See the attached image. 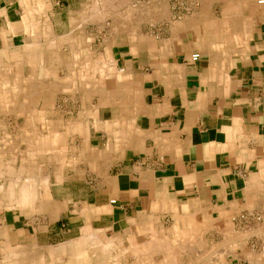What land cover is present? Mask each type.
<instances>
[{
    "label": "crops",
    "instance_id": "obj_1",
    "mask_svg": "<svg viewBox=\"0 0 264 264\" xmlns=\"http://www.w3.org/2000/svg\"><path fill=\"white\" fill-rule=\"evenodd\" d=\"M101 1L0 0L5 242L48 253L88 240L112 258L120 244L124 264H264V221L237 220L264 216V6L196 0L183 15L158 0L96 19Z\"/></svg>",
    "mask_w": 264,
    "mask_h": 264
},
{
    "label": "rangeland",
    "instance_id": "obj_2",
    "mask_svg": "<svg viewBox=\"0 0 264 264\" xmlns=\"http://www.w3.org/2000/svg\"><path fill=\"white\" fill-rule=\"evenodd\" d=\"M184 1L187 2V0H184ZM190 1L191 2H189L188 7L185 4V2H184V5H186V7H187L186 9H190V13L192 12L194 14L199 9V3H197L196 0H190ZM119 2H120V5H122V8L120 6L118 8H112V9H114V11L116 13L118 11H121L122 9L123 10L124 9L127 10L129 14L127 13L128 16L126 18H128V19H129V16L136 15L137 12L138 13H140V12H146L147 13L148 12L149 13V11H151V10H155V9L158 10V8H157L158 7V0H153L152 2H147L148 4H143L140 7L137 6V8H133L132 7L133 5L132 6H128V5L126 6V3L125 2H124L125 4H123V0L122 1L119 0ZM99 5H101L100 7L103 6L102 3H99ZM124 6H125V8H124ZM173 8L174 9H177V7H176V1L173 2ZM215 9H218L217 6L215 7ZM119 17L120 16L116 15L114 17V21H115V23L117 25H122L123 19L122 18H119ZM126 21H128V20H126ZM156 25H158V22H156V20L154 18H151V19L148 18V19H146V31L149 30L151 32H154V29L155 28L157 29V27H158ZM0 197H1V195H0ZM1 216H3V212L0 210V240H1L0 241V264H6L7 262L9 263V261H10V264H27V263L28 264H82L81 261L76 263V260L74 259L73 255H72L73 253H71V250L70 249H68L67 251H63L60 254H58V252H57L56 255L57 254L58 255L56 257H54V258H52L51 256H49L48 253H44L43 254V252L41 250L36 249V250H39V251H37L38 253H42L43 254V257L41 256V260H40V257L38 256V254L36 253V251H34L33 249H30V248H27V247H24V246H20V247H17V248L14 247V246L10 247L9 242H5L6 234H5L4 230H3V228L1 227V220H2L1 219L2 217ZM54 243H58V241H54L53 240L52 244H54ZM85 244H84V247L88 249L89 255H90L91 252H94L95 253V256H96L98 253L101 254V252H102L101 255L104 258H102V259L100 258V260H98L97 258H95L93 260V258H91V257L90 258H86V259H88V261L86 263L83 262V264H88V263L89 264H122V263L124 264V262H125V259L126 258H124V257L126 255L124 253H122V245H120V244H118V248L115 251V254H114L115 257H113V258L111 257L112 260H109L111 258H109V259L105 258L106 252H103L102 250H100V251L99 250H96V243L95 242L92 243V242H90V241L87 240ZM6 245L7 246L9 245L8 248L6 247ZM78 245H79V243H76V244L73 243L72 245L70 244V247L72 249H77L78 248ZM92 249H95V250L92 251ZM65 252H67L68 257L67 256L64 257ZM10 256H11V258H10ZM83 259H85V258H83ZM104 259H106L107 262L104 261Z\"/></svg>",
    "mask_w": 264,
    "mask_h": 264
},
{
    "label": "bare ground",
    "instance_id": "obj_3",
    "mask_svg": "<svg viewBox=\"0 0 264 264\" xmlns=\"http://www.w3.org/2000/svg\"><path fill=\"white\" fill-rule=\"evenodd\" d=\"M96 1V0H95ZM118 3L116 4V2L114 1V2H112V0H102L101 1V3L103 4V6L101 7V8H98L97 6H96V8H94L95 7V4L93 3L92 5H94V6H92V8H94V17L96 18V19H101V16H104V14H102L101 12H105V11H107V9H108V7L109 8H118V7H120L121 6V8H122V5H120V2H119V0H116ZM122 1V0H121ZM50 2V1H49ZM126 3V6L128 5V6H132L133 5V3H132V1H130V0H123V4H125ZM152 2V1H151ZM36 3V2H35ZM100 3V2H99ZM45 5H46V3H44ZM49 4V3H48ZM89 4V3H88ZM96 4H98V3H96ZM122 4V3H121ZM148 4V3H147ZM47 6H49V5H47ZM101 6V5H100ZM153 6V5H152ZM133 8H137V6H132ZM140 7V6H139ZM144 7V6H143ZM34 8V7H33ZM48 8H50V7H48ZM91 8V9H92ZM124 8H125V6H124ZM146 8V7H145ZM149 8V7H148ZM158 8V7H157ZM30 9V8H29ZM147 9V8H146ZM145 9V10H146ZM156 10V9H155ZM52 11V10H51ZM69 12V11H68ZM72 12V11H71ZM156 12V11H155ZM47 13V12H46ZM101 13V14H100ZM81 14V13H80ZM129 14V13H128ZM128 14H126L127 16H128ZM155 14V13H154ZM70 15H72V14H70ZM131 15V14H130ZM4 16V15H3ZM73 16H75V15H73ZM93 16V15H92ZM84 17V16H83ZM98 17V18H97ZM5 19V18H4ZM45 19V18H44ZM49 19V18H48ZM128 19V18H127ZM72 20V19H71ZM50 21H51V19H50ZM76 21V20H75ZM70 22V21H69ZM93 22V21H92ZM82 23V22H81ZM68 24V23H67ZM69 25V24H68ZM83 25V24H82ZM137 27V26H136ZM69 28H70V26H69ZM138 28V27H137ZM78 31V30H77ZM24 33H25V31H24ZM69 33V32H68ZM67 33V34H68ZM112 34V33H111ZM56 35V34H55ZM66 35V34H65ZM122 35V34H121ZM40 36V35H39ZM38 36V37H39ZM72 36V35H71ZM75 37H76V35H75ZM81 38H82V36H80ZM39 39V38H38ZM77 39V38H76ZM82 40V39H81ZM80 40V41H81ZM39 41V40H38ZM41 41V40H40ZM77 41V40H76ZM106 41V40H105ZM4 42V41H3ZM6 43V42H5ZM41 43V42H40ZM78 43V42H77ZM84 43V42H83ZM114 43V42H113ZM86 44V43H85ZM104 44V43H103ZM23 45V44H22ZM52 45H53V43H52ZM90 45V44H89ZM115 45V44H114ZM37 46H39V45H37ZM103 46V45H102ZM48 47V46H47ZM51 47V46H50ZM80 47H82V45L80 46ZM45 48H46V46H45ZM53 48H54V46H53ZM110 48V47H109ZM21 49V48H20ZM27 49H29V48H27ZM64 50V49H63ZM89 50H90V48H89ZM38 51V50H37ZM87 51V50H86ZM95 51V50H94ZM116 51V50H115ZM30 52V51H29ZM109 52V51H108ZM17 53V52H16ZM31 53V52H30ZM51 53H52V51H51ZM50 53V54H51ZM66 53V52H65ZM14 54V53H13ZM67 54V53H66ZM30 56V55H29ZM50 56V55H49ZM48 56V57H49ZM110 56V55H109ZM17 57H19V56H17ZM28 57V56H27ZM35 58V57H34ZM53 58V57H52ZM15 59V58H14ZM29 59H31V58H29ZM36 59H37V57H36ZM111 59V58H110ZM16 60V59H15ZM20 60V59H19ZM11 61V60H10ZM13 61V60H12ZM22 61V60H21ZM27 61V60H26ZM32 60H30V62H31ZM111 61V60H110ZM24 62V61H23ZM50 62V61H49ZM105 62V61H104ZM114 61H112V63H113ZM15 63H17V62H15ZM27 63H28V61H27ZM111 63V62H110ZM8 64V63H7ZM31 64V63H30ZM29 64V65H30ZM52 64V63H51ZM98 64V63H97ZM10 65V64H9ZM28 65V64H27ZM11 66V65H10ZM32 66V65H31ZM30 66V67H31ZM24 67H26V66H24ZM32 67H34V66H32ZM54 67V66H53ZM5 68V67H4ZM35 68V67H34ZM33 68V69H34ZM70 68V67H69ZM2 69V68H1ZM30 69H32V68H30ZM32 69V71L34 72V70ZM31 71V70H30ZM2 72H3V70H2ZM6 72V71H5ZM27 72V71H26ZM32 73V72H31ZM17 75V74H16ZM13 76V75H12ZM56 81V80H55ZM12 83V82H11ZM108 83V82H107ZM11 86V85H10ZM25 90V89H24ZM81 93V92H80ZM24 96V95H23ZM30 96V95H29ZM22 100V99H21ZM3 102H5V101H3ZM72 102V101H71ZM24 105V104H23ZM5 106V105H4ZM79 108V107H78ZM3 109V108H2ZM77 109V108H76ZM9 111V110H8ZM8 113V112H7ZM2 115V114H1ZM21 115V114H20ZM27 115V114H26ZM4 116V115H3ZM8 116V115H7ZM22 116V115H21ZM21 116H20V118H21ZM7 118V117H6ZM23 120V119H22ZM5 121H6V119H5ZM15 123V122H14ZM10 124V123H9ZM16 124V123H15ZM10 127V126H9ZM15 128V127H14ZM19 128V127H18ZM30 129V128H29ZM2 130V129H1ZM3 131V130H2ZM38 132V131H37ZM17 133V132H16ZM27 135V134H26ZM8 137V136H7ZM17 137V136H16ZM9 138V137H8ZM8 142V141H7ZM6 142V143H7ZM22 145V144H21ZM2 147H4V146H2ZM1 149V148H0ZM31 150V149H30ZM8 153V152H7ZM10 154V153H9ZM17 154V153H16ZM32 154V153H31ZM22 155V154H21ZM10 156V155H9ZM12 156V155H11ZM10 156V157H11ZM20 156V155H19ZM34 156V155H33ZM52 156V155H51ZM7 157V156H6ZM36 157V156H35ZM37 159H39V158H37ZM2 160V159H1ZM16 161V160H15ZM37 161V160H36ZM43 161V160H42ZM19 164L21 163V161L20 162H18ZM35 163V162H34ZM52 163V162H51ZM38 165V164H37ZM40 165H42V164H40ZM19 166V165H18ZM43 167V166H42ZM15 168V167H14ZM5 168H3L2 170H4ZM12 169V168H11ZM3 172V171H2ZM9 172H12V170L11 171H9ZM16 172V171H15ZM37 172V171H36ZM6 173H4V175H5ZM7 175V174H6ZM10 175V174H9ZM1 176V175H0ZM21 176V175H20ZM24 176V175H23ZM35 176V175H34ZM37 176V175H36ZM5 177H7V176H5ZM9 177H11V175L9 176ZM33 177V176H32ZM39 177V176H38ZM1 178V177H0ZM21 178V177H20ZM23 178V177H22ZM29 178V177H28ZM33 178H35V177H33ZM16 179H17V181H18V178H17V176H16ZM13 180V179H12ZM20 180V179H19ZM46 180V179H45ZM15 181V180H14ZM44 181V180H43ZM8 182V181H7ZM10 182V181H9ZM57 182V181H56ZM59 182V181H58ZM21 183V182H20ZM29 183L30 182H26V183H24L23 185H22V187H21V195H20V198H18V201H19V203H21L23 206H26V204H27V202H28V196H27V191H28V188L30 187V185H29ZM48 183V182H47ZM1 184V183H0ZM6 184H9V183H6ZM32 185V184H31ZM46 185V184H45ZM3 186V185H2ZM40 188V187H39ZM1 189V188H0ZM4 190V189H3ZM1 191V190H0ZM46 192H47V190H46ZM49 192V191H48ZM2 194V193H1ZM47 194H49V193H46V195ZM39 196V195H38ZM8 197H9V199H11V200H16L15 199V196H14V194H13V191H12V189H10L9 188V190H8ZM11 203H13V202H11ZM156 204V203H155ZM16 205V204H15ZM11 208V207H10ZM12 209H13V207H12ZM15 210V209H14ZM74 210V209H73ZM86 210V209H85ZM2 211V210H1ZM78 211H80V210H78ZM83 211H84V209H83ZM70 213H72L71 211H69ZM81 212H82V209H81V211H80V213H78L79 215L81 214ZM33 215V214H32ZM39 215V214H38ZM2 217V216H1ZM41 217V216H40ZM82 217V216H81ZM85 217H87V215L85 216ZM2 219V218H1ZM90 219V218H89ZM38 222V221H37ZM29 223V222H28ZM86 226V225H85ZM231 226V225H230ZM243 226V225H242ZM150 229H151V227H149ZM152 230V229H151ZM145 231V230H144ZM228 231V230H227ZM232 231V230H231ZM112 232V231H111ZM148 232V231H147ZM155 233V232H154ZM259 233V232H258ZM141 234V233H140ZM151 235V234H150ZM153 235V234H152ZM232 235V234H231ZM228 236V235H227ZM92 237V236H91ZM95 237V236H94ZM94 237H93V239H94ZM130 237V236H129ZM154 237V236H153ZM225 237V236H224ZM82 238V237H81ZM31 239V238H30ZM92 239V238H91ZM151 240H152V238H151ZM151 240H149V242L151 243ZM153 240H155V239H153ZM1 241V240H0ZM3 242V241H2ZM36 242V241H35ZM86 242V241H85ZM97 243H98V241H96ZM155 241H153V243H154ZM17 243H21V242H17ZM25 243V242H24ZM27 243V242H26ZM25 243V244H26ZM68 243V242H67ZM156 244V243H155ZM86 245V244H85ZM99 245V244H98ZM101 245V244H100ZM99 245V246H100ZM112 246H114L113 244H111ZM141 245V244H140ZM150 245V244H149ZM9 246V245H8ZM8 246L6 245V247L8 248ZM52 246V245H51ZM107 246V245H106ZM103 247V246H100L101 248L103 247V249H100V250H102L103 252H106V250H107V247ZM139 246V245H138ZM142 246H143V242H142ZM154 246V245H153ZM164 246V245H163ZM178 246H180V245H178ZM10 247H11V245H10ZM14 247H16L15 245H14ZM18 247H19V245H18ZM28 247V246H27ZM50 247V246H49ZM140 247V246H139ZM175 247H177V246H175ZM17 248V247H16ZM138 248V247H137ZM149 248V247H148ZM153 248L154 247H151V249L153 250ZM161 248V247H160ZM180 248V247H179ZM224 248V247H223ZM32 249L34 250V251H36V253L38 254V256L40 257V260H41V256L43 257V254L42 253H38L37 251H39V250H36V248H34V246L32 247ZM66 250V248H57V249H51L49 252H48V254H49V256H51L52 258H54V257H56L58 254H60V253H62L63 251H65ZM68 249H70L71 250V253H73L72 255H73V257H74V259L76 260V263L77 262H82V264H83V262H87L88 261V259H86V258H93V260L95 259V258H97L98 260H100V258L102 259V258H104L101 254H102V252H101V254H97L96 256H95V253H94V255L92 256V252L90 253V255H89V251L84 247V245L82 246V244L81 243H79V245H78V248L77 249H72L70 246H68L67 247V250ZM132 249V248H131ZM150 249V250H151ZM99 250V251H100ZM143 250V248H141V251ZM14 251V250H13ZM146 251H147V249H146ZM43 252V251H42ZM58 252V254L56 255V253ZM108 252V251H107ZM107 252H106V254H105V258H107V259H109V258H111L108 254H107ZM124 252V250L122 251V253ZM145 252V251H144ZM165 252V251H164ZM227 253V252H226ZM5 254V253H4ZM15 254V253H14ZM153 254H156V253H153ZM173 254V253H172ZM181 254H182V252H181ZM185 254V253H184ZM183 254V255H184ZM11 255V254H10ZM148 255V254H147ZM151 255V254H150ZM166 255V254H165ZM177 255H180L179 253L177 254ZM185 256V255H184ZM187 256V255H186ZM21 257V256H20ZM115 257V256H114ZM162 257V256H161ZM165 257V256H164ZM169 257H171V259H172V256H169ZM10 258H11V256H10ZM83 258H85V259H83ZM146 258V257H145ZM166 258V257H165ZM96 259V260H97ZM115 259V258H114ZM128 259V258H127ZM38 260V259H37ZM95 260V261H96ZM109 260H112V258L111 259H109ZM135 260H136V258H135ZM152 260V259H151ZM15 261V260H14ZM13 261V262H14ZM104 261H106V259H104ZM170 261V260H169ZM172 261H173V259H172ZM75 262V261H74ZM107 262V261H106ZM110 262V261H109ZM165 262V261H164ZM8 263V262H7ZM6 263V264H7ZM52 263V262H51ZM102 263V262H101ZM121 263V262H120ZM126 263V262H125ZM132 263V262H131ZM181 263V262H180ZM8 264H10V261H9V263ZM28 264V263H27ZM89 264V263H88ZM123 264V263H122ZM137 264V263H136ZM167 264V263H166ZM169 264H170V262H169ZM176 264V263H175ZM182 264V263H181Z\"/></svg>",
    "mask_w": 264,
    "mask_h": 264
},
{
    "label": "built area",
    "instance_id": "obj_4",
    "mask_svg": "<svg viewBox=\"0 0 264 264\" xmlns=\"http://www.w3.org/2000/svg\"><path fill=\"white\" fill-rule=\"evenodd\" d=\"M132 1L134 6H141L143 4H147V2H151L153 0H130ZM188 1V0H187ZM184 0H178L176 1V7H177V12L183 15H187L188 13H190V9H186V5H184ZM255 4L257 6L263 7L264 6V0H255ZM190 60L192 62H197L199 60V55L198 54H193L190 58ZM111 204H114V201L110 202ZM238 221H241L243 223V225H245L246 227H251L254 224H258L261 223L262 221H264V216L259 215V214H255L253 212H245L243 214H241L238 219Z\"/></svg>",
    "mask_w": 264,
    "mask_h": 264
}]
</instances>
